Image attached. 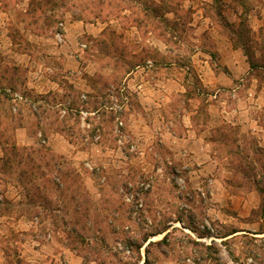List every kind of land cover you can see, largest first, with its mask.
I'll return each instance as SVG.
<instances>
[{
  "label": "rangeland",
  "instance_id": "1",
  "mask_svg": "<svg viewBox=\"0 0 264 264\" xmlns=\"http://www.w3.org/2000/svg\"><path fill=\"white\" fill-rule=\"evenodd\" d=\"M239 6L0 0L5 264H264L262 196L230 193L226 152L209 140L215 126L232 125L229 143L264 164V67H250L216 14L239 23ZM246 9L259 38L264 0H247ZM35 71L59 86L48 90L43 75L44 88L33 89ZM214 74L222 79L211 84ZM194 75L209 95H185ZM9 89L24 99L14 102ZM82 106L97 110L91 130L80 126ZM169 132L190 139L170 143Z\"/></svg>",
  "mask_w": 264,
  "mask_h": 264
},
{
  "label": "trees",
  "instance_id": "2",
  "mask_svg": "<svg viewBox=\"0 0 264 264\" xmlns=\"http://www.w3.org/2000/svg\"><path fill=\"white\" fill-rule=\"evenodd\" d=\"M235 4H239L242 10L239 12V23L230 22L226 19L225 15L221 10L216 11L217 16L220 18L222 25L225 27L229 38L236 47H241L247 60L252 69L258 67H264V35H260L259 38H255L252 34L253 30L248 23V16L246 15L245 7H247V0H232ZM219 7H221L219 5ZM235 13H237L238 6H230ZM155 9V8H154ZM157 9V8H156ZM253 36V37H252ZM257 49V50H254ZM256 51H259V55ZM196 80L193 82V86H188L186 88L185 95L188 97L193 96L194 92L210 94L206 87L203 85L202 81L197 75H194ZM14 87V86H13ZM233 128L232 125L222 124L217 125L212 128L211 134L209 136L210 142L220 145L222 150H225V157L227 159V168L230 171V176L226 180V187L230 193L237 194L244 191L247 188L256 190L262 196L261 207L264 209V177L258 178L255 173H264V164L258 166L242 156L240 146L236 145V148L229 143V131ZM0 144L3 145V141L0 138ZM15 148V146H14ZM178 221L186 226L187 228L195 231L194 228L186 225V223L178 218ZM164 231V230H163ZM162 230H158L157 233H162ZM235 232V231H234ZM233 232V233H234ZM206 235V234H205ZM205 235H201L202 237ZM147 262V259L146 261Z\"/></svg>",
  "mask_w": 264,
  "mask_h": 264
},
{
  "label": "crops",
  "instance_id": "3",
  "mask_svg": "<svg viewBox=\"0 0 264 264\" xmlns=\"http://www.w3.org/2000/svg\"><path fill=\"white\" fill-rule=\"evenodd\" d=\"M201 67L206 71L207 70V65H201ZM51 71H53L54 69L52 67H48ZM64 76L70 78L72 75H75L73 74V72L69 71V69L67 67H64ZM35 75H33V77L30 79L29 81V86L32 87L33 89H36V90H41L42 88H44L45 86V83L43 81L40 80L41 76H45V74H40L39 72L35 71L34 72ZM46 78V83L47 85L49 86L48 90H55L57 88V86H59V82L55 79V78H52V77H49V76H45ZM222 79V77L220 76V74H214L213 77H211V84H213L214 82H219V80ZM160 81V84H163V85H166V83L164 82V80H158ZM157 85L159 83H156ZM160 86V85H159ZM157 90H161L160 88H156L154 87V92H158ZM153 91H150L151 94H153ZM149 93H147L146 91H142L141 93V98L142 100H148V99H151V95H148ZM146 109H148L149 107H151V105L149 107H146L144 106ZM23 129V128H21ZM188 131L190 132V134L192 133V130L191 129H188ZM170 133V137H166L167 135H164V140L165 141H170V143H174V142H180V140H186V139H190V138H185V137H177V136H174L171 132ZM167 134V132L165 133ZM21 138L24 142H26V140L28 141L30 139V136L26 133H24V131L22 130L21 132ZM2 156V149L0 147V157ZM189 229V228H187ZM207 237V236H206ZM211 237H214L215 236L213 234H210L207 238L208 239H211ZM212 241V240H211ZM0 264H5V259H4V256H1L0 255Z\"/></svg>",
  "mask_w": 264,
  "mask_h": 264
},
{
  "label": "built area",
  "instance_id": "4",
  "mask_svg": "<svg viewBox=\"0 0 264 264\" xmlns=\"http://www.w3.org/2000/svg\"><path fill=\"white\" fill-rule=\"evenodd\" d=\"M56 37H57L58 41L64 40L63 33L61 31L57 32ZM83 45L85 46V44H83ZM9 91H10V95L12 97V100L14 102H16L18 100L21 101V100L24 99L23 94H21L20 92H18V91H11L10 89H9ZM83 98H84V100H86V95L85 94H83ZM113 108L116 109V110H118V109H121L122 107L118 103H115V105L113 106ZM13 109H14V111H17L18 107H17L16 104L13 105ZM63 111L65 112L66 109H64ZM77 112H78V115H79V120H80L79 123H80L81 128L83 130H91V129H93L92 118L97 113V110L88 108L86 106H82L80 109L77 110ZM118 120H119V117H118ZM119 123L122 125L123 122L120 120ZM39 135H41V132L39 133ZM96 137L98 138L99 135H96ZM129 194L130 193H127L126 194L127 200H131L133 198V195L132 194L129 195ZM202 227L204 228V225H202ZM201 239L205 240V239H207V237H201ZM250 260H252V258H250ZM236 264H238V263H236Z\"/></svg>",
  "mask_w": 264,
  "mask_h": 264
}]
</instances>
